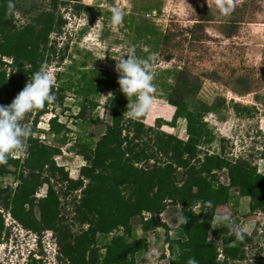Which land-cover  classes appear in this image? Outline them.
Here are the masks:
<instances>
[{
  "label": "trees",
  "instance_id": "16d2710c",
  "mask_svg": "<svg viewBox=\"0 0 264 264\" xmlns=\"http://www.w3.org/2000/svg\"><path fill=\"white\" fill-rule=\"evenodd\" d=\"M9 2L0 0V104L3 105L12 102L33 72L42 65L50 67L55 61L57 50L52 37L61 35L67 24L62 10L73 8L77 14L83 10L81 0H48L47 7L21 25L16 19V1L11 0L12 9ZM201 28L197 23L191 30ZM171 41L170 32H165L160 45L167 46ZM64 56L57 59L59 63ZM198 87L187 80L184 86L174 88L168 99V105L175 109L171 122L158 119L155 126L149 127L112 111L93 149L79 154L86 165L79 169L76 179L55 163L62 153L61 146L67 143L64 136L60 138L65 126L57 117L48 125L59 146L46 145L33 137L38 120L50 109L64 104L63 89L54 88L57 97L54 104L27 114L33 117V122L25 158L10 155L8 163L0 165V177L11 176L16 180L15 188L0 186V244L6 231L3 215L6 212L27 232L38 237L50 232L57 247V262L136 264L135 255L146 252L148 242L145 238H130L131 220L139 218L145 233L168 230L160 215L173 205L187 217V223L180 225L182 238L166 240L169 264H188L190 258H195L198 264H247L245 247L251 243V236L239 240L229 227L217 225L215 219L227 209L235 194L249 199L250 215L264 213V174L257 173L256 167L242 157L225 158L223 148L222 155L205 153L201 158L199 147L206 136L205 118L213 106L202 102L190 105L186 101ZM84 106L79 119L88 118L89 111L85 109L97 107L91 101ZM233 110L236 114L250 115L256 109L235 104ZM178 120L185 121L186 140L160 130L163 125L175 128ZM92 123L97 125L100 121ZM258 154L264 160V146ZM222 172L228 178L227 185L219 181L218 174ZM42 189L44 195L36 198ZM75 193L78 196L72 199L73 222L68 224L63 199ZM75 225L78 231L72 229ZM121 230L124 234H120ZM109 235H112L110 242L100 257L98 237ZM213 237L220 240V250ZM40 263L32 260L30 264Z\"/></svg>",
  "mask_w": 264,
  "mask_h": 264
},
{
  "label": "rangeland",
  "instance_id": "374dc122",
  "mask_svg": "<svg viewBox=\"0 0 264 264\" xmlns=\"http://www.w3.org/2000/svg\"><path fill=\"white\" fill-rule=\"evenodd\" d=\"M15 1L18 5L16 19L21 25L47 7L48 2ZM81 3L83 10L78 14L73 8L62 10L67 24L61 35L52 37L57 54L48 68L55 73V88L63 89L64 104L41 117L33 133L42 143L59 146L48 124L57 117L65 126L60 138L64 136L67 143L61 146L62 153L55 163L63 167L69 177L76 179L79 169L86 165L79 154L93 149L112 111L130 117L135 97L127 98L120 91L119 74L115 71L116 60L130 45L135 46L137 57L151 62L153 83L157 87L151 109L133 119L149 127L155 126L158 119L171 122L175 109L168 105V99L177 85L184 86L187 80H192L199 87L186 101L190 105L202 102L213 106L205 118L206 136L199 147L201 158L205 153L222 155L223 148L225 158L242 157L256 167L257 173L264 174V160L258 154L264 146V0H234L235 8L229 17L219 14L215 0H81ZM112 7L125 12L124 22L119 27L111 24ZM197 23L202 28L191 30ZM165 32H170L172 41L161 46ZM153 54L154 62L151 61ZM62 55H65L64 60L59 63L57 59ZM166 57H169L168 62ZM90 101L97 107L85 109L89 111H86L88 118L79 119L83 106ZM235 104L256 110L250 115L236 114ZM92 120L100 123L94 125ZM32 122L33 117L27 114L22 121L30 128ZM185 126L184 120H178L175 128L163 125L160 130L186 140ZM25 150L11 155L23 159ZM218 176L220 183L228 184L226 173ZM0 186L15 188L16 180L11 176L0 177ZM78 193L63 199L68 224L73 222L72 199ZM43 195L42 189L35 197ZM227 210L236 224L251 226L248 235L252 241L245 247L246 263L264 264V213L250 215L249 199L236 194ZM179 212L177 206L169 205L160 215L168 230L161 228L145 233L139 218L131 220L130 238H145L148 242V250L135 255L136 264H169L166 240L183 237L180 224L176 222ZM3 215L6 231L0 244V264H30L32 260L40 264H63L57 262V247L50 232L38 237L22 229L6 212ZM215 223L222 226L216 219ZM224 227L227 228L226 224ZM72 229L78 231L79 227L75 225ZM124 232L121 230L120 234ZM111 237H98L100 257ZM212 239L220 250V240Z\"/></svg>",
  "mask_w": 264,
  "mask_h": 264
},
{
  "label": "clouds",
  "instance_id": "9594fccd",
  "mask_svg": "<svg viewBox=\"0 0 264 264\" xmlns=\"http://www.w3.org/2000/svg\"><path fill=\"white\" fill-rule=\"evenodd\" d=\"M14 4L9 2V8ZM215 7L224 17L232 15L234 0H215ZM125 12L119 8H111V24L119 27L124 22ZM156 59L155 54L151 61ZM115 71L119 74L118 84L120 91L128 98L135 97V102L129 112L130 118H139L145 115L152 107L157 87L153 83L154 74L151 71V62L148 59L137 57L135 46L130 45L119 60H116ZM56 76L47 65H42L31 74L23 89L8 105L0 104V165L8 163L13 152L22 153L26 147V140L32 134L30 126L22 123L26 114L33 110L41 109L46 104H54L57 97L54 92ZM211 206V202H208ZM222 226L226 224L235 237L244 240L251 233V226L244 227L230 219V213L225 209L216 217ZM176 222L180 225L187 223V217L183 212L177 214ZM188 264H198L195 258H190Z\"/></svg>",
  "mask_w": 264,
  "mask_h": 264
}]
</instances>
